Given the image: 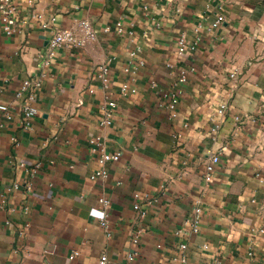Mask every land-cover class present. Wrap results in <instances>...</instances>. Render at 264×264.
<instances>
[{
    "label": "crops",
    "instance_id": "obj_1",
    "mask_svg": "<svg viewBox=\"0 0 264 264\" xmlns=\"http://www.w3.org/2000/svg\"><path fill=\"white\" fill-rule=\"evenodd\" d=\"M13 1L12 33L0 17V264H264V6ZM80 19L95 37L49 56L54 31ZM180 35L193 51L178 52ZM95 134L120 155L91 179Z\"/></svg>",
    "mask_w": 264,
    "mask_h": 264
},
{
    "label": "built area",
    "instance_id": "obj_2",
    "mask_svg": "<svg viewBox=\"0 0 264 264\" xmlns=\"http://www.w3.org/2000/svg\"><path fill=\"white\" fill-rule=\"evenodd\" d=\"M16 12V6L14 4L13 0H0V17L1 21L4 23L3 29L6 33L10 34L12 33L15 28L13 25H11V16ZM222 20L221 15H218L214 21V25H218ZM95 30L90 23L88 19H80L77 21L74 28H64L55 30L52 37L49 40V56L52 55V51L56 48H58L62 44H67L70 46H82L86 41L93 39L95 37ZM177 49L178 52H184V51H193L195 48V43H188L183 35H180L177 39ZM98 75L105 79V73L107 72V66L105 64H100L97 66ZM185 80L184 73H181L178 82H183ZM29 84L28 80H24L22 85V90H26L27 86ZM114 106V101H107L104 102L101 105V111L103 113V117L100 121V125H105L110 122L111 116H112V110ZM0 112L2 113L3 117L9 119L10 113H9V107L5 103H0ZM36 113V108L33 106H26L22 110V114L24 116V119H27L31 115ZM3 124L0 122V127ZM27 125V123H26ZM89 145L91 147L92 152L98 153V167L96 170L92 172L90 175L91 179H95L97 177H105L107 175V170L105 169V164L112 160H117L120 153L115 152H109L104 147V142L101 134H95L92 137L89 138ZM219 154H213L210 156L208 161L205 165V179L210 182L212 180V174L216 168V165L219 162ZM23 165V163H22ZM36 167H38V164H36L33 168V170H36ZM99 202L102 205V209L99 210L97 213H94V218L98 221L101 229L108 233L109 232V226L108 221L106 218V212L105 210L109 207V200L104 197L99 198ZM135 208H138L137 204H134ZM199 208L196 207L194 211L196 213H199ZM193 230H197L196 225L194 224ZM137 239L135 238L134 241ZM181 247H184V244L180 245ZM100 264H115L114 262L109 261L105 255H102L99 260Z\"/></svg>",
    "mask_w": 264,
    "mask_h": 264
},
{
    "label": "rangeland",
    "instance_id": "obj_3",
    "mask_svg": "<svg viewBox=\"0 0 264 264\" xmlns=\"http://www.w3.org/2000/svg\"><path fill=\"white\" fill-rule=\"evenodd\" d=\"M228 2H244L247 4H257L264 6V0H227Z\"/></svg>",
    "mask_w": 264,
    "mask_h": 264
}]
</instances>
